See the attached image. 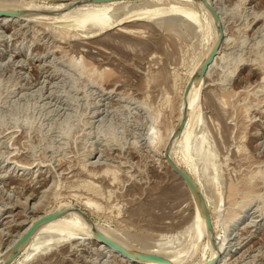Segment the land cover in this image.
I'll use <instances>...</instances> for the list:
<instances>
[{
	"label": "rangeland",
	"instance_id": "374dc122",
	"mask_svg": "<svg viewBox=\"0 0 264 264\" xmlns=\"http://www.w3.org/2000/svg\"><path fill=\"white\" fill-rule=\"evenodd\" d=\"M145 1H119L128 7L114 12L129 19L116 28L135 31L86 36V28L47 12L66 2L77 17L85 3L0 0L17 11L0 15V261L20 231L68 204L71 218L85 212L92 232L98 223L180 264H199L213 252L209 264H264V0H210L213 20L197 0ZM139 9L153 17L141 20ZM195 80V135L216 164L215 189L205 191L213 243L201 233L193 195L166 163L164 141L149 139L158 113L165 127L175 122ZM228 186L237 190L232 202ZM84 236L50 244L22 264L160 263L146 254L128 259L93 233Z\"/></svg>",
	"mask_w": 264,
	"mask_h": 264
},
{
	"label": "bare ground",
	"instance_id": "6f19581e",
	"mask_svg": "<svg viewBox=\"0 0 264 264\" xmlns=\"http://www.w3.org/2000/svg\"><path fill=\"white\" fill-rule=\"evenodd\" d=\"M77 1L85 3V5L82 6V7H84V6L85 7L83 8L82 11H80L81 15L78 14L80 16L76 17V13H78V12L75 13L73 11L75 13L74 14L75 17H74L72 12L70 11V5H68V3H66V2H58V3L50 6L48 8L49 10H47V12H49V13L53 12L52 14L56 13L57 17H64L67 21L71 22L74 27H77L79 29L80 28H86L85 29V32H86L85 35L86 36H93L95 34L97 35L102 30H105V29H108L111 27L116 28V27H118V25L123 24L125 21H129V19L128 20H123V18L121 19V16L119 14L118 15L114 14V12H116V10L119 7H125V8L128 7V6H122L123 3L119 2V1H123V0H101V1L77 0ZM197 1L199 4V9L203 13H205V15L208 16V18H211L213 20L214 13H213V9L210 6L211 1L210 0H197ZM108 2H111V3H108ZM112 2H114V3H112ZM140 2L142 3V1H140ZM145 2H147V1H145ZM129 3H130V1H129ZM126 5H128V4H126ZM77 8H78V6H77ZM157 8H158V6H157ZM65 9H68V10L65 11ZM71 9H73V8L71 7ZM2 10L3 11H5V10L6 11H12V12L16 11V9L12 8V7H0V11H2ZM139 10H141L140 13L143 16V18L141 20L146 21V20H149L150 17H153L152 12L144 14L143 13L144 9H139ZM62 11H64V12H62ZM188 15H190V14H188ZM4 16H8V15H4ZM4 16H3V18H4ZM6 18H9V17H6ZM129 23H131V22H129ZM116 29H118L121 33H130L131 31H135V30H133V28H130L129 26H123L121 28L119 26V28H116ZM82 30H84V29H82ZM216 40H217V37H216ZM215 42L213 43V47H211V48L209 47L210 48V49H208L209 51L203 57L204 60L205 59L208 60L209 56L211 54H213L214 51L216 50L215 49L216 48ZM216 52L219 55L220 50H218ZM217 57L218 56L216 55L215 58H217ZM206 65H205V67H206ZM210 66L211 65H209V67ZM197 80H195V82H193V85L191 88H189L190 91L188 90L189 93H187V95L183 91L181 98H180L181 100H180L179 112L177 114L175 122L171 126L165 127L164 124L162 123L163 120L161 119V116L158 113V116L154 119V122L150 128L149 139H150L151 144H154L155 141H160L161 139L164 141V146H166V151H165L166 153H164L166 163H168L170 171L175 176H177L178 179L181 180V182L185 186L187 192L189 194H191V196L193 195V200H194L195 206L197 207L196 213H197L198 222L200 223V229L202 231L201 233L203 236L206 235L205 238L208 239V241H207L208 243H210L209 242L210 240L213 243L214 240H216V237H212L213 229L215 226H214L213 220H212L213 215L210 216V223L209 224L206 221L208 204L205 200V197H206L205 191L207 189H211V190L215 189V186L217 183V179H216L217 177H216V173L211 171V168L213 166H215L216 164L214 161V152L211 149H206V145L203 143L204 138H200L201 136L195 135V133L198 132L196 130L197 129L196 127L201 122V120H200L201 119L200 103L198 101L199 84L197 83ZM262 80H264V79H262ZM187 96L189 97L190 103L188 101H186V103L184 104L185 98ZM198 128H200V127H198ZM187 129H189V131H187ZM162 130H164V131H162ZM184 132L188 133V134L185 137V139H183V141L181 142V145H178V143L176 142L177 138L180 135V133L182 135ZM176 153L180 154V158L175 157ZM170 163L174 164L176 167L180 168L185 174H187L189 176V178L192 180L193 184L195 185L196 190H193L191 187H189L186 184V182L183 180V178L175 170H173ZM182 164H184V165H182ZM215 170H216V167H215ZM234 188H231L228 186L229 195L227 197L230 200H231L232 195L237 192V190L235 192ZM246 193H248V192H246ZM209 202H210V200H209ZM231 202H232V200H231ZM86 204L88 205V203H86ZM73 209L74 208H72V210ZM215 209H216V207H215ZM59 210H62L63 213H62V211H57L59 213L57 215H55L54 217L49 218V219H43V220L39 221L31 229V231H30V233L26 239L22 240L21 234H24L28 229L24 233L20 231L16 235L14 240L13 239L12 240L15 241L17 238H19L21 236L20 239L18 241L16 240L17 242L10 248V250L7 252L5 257L0 261V264H11L18 257V255L22 252V250L24 249L25 246H26V248L24 250L25 254H23V257L18 262V264L25 263L24 261H27L30 257L33 256L32 254L39 251L40 249L49 247L50 244L51 245L52 244L56 245V243L59 244V242H62V240H64V239L66 240V238L77 239V238L81 237V236L79 237V235H82V236L86 235V236H84L85 238H90V236H87V234L89 232L93 233L95 235L94 239L96 241H98L97 242L98 244H103L104 241L101 239V237H104L105 239H107V241L111 242L115 246L120 247L126 254H122L118 251H115L116 253L115 252L114 253L119 254L120 256L122 255L124 257H127L128 259H131L132 258L131 254H134V253H135V256H138L140 254H144V255L146 254L145 255L146 257L152 259L153 261L160 262L158 264H180L179 260L177 258L172 257V255H169V254H168V256H166L165 253L160 252V250H158L159 248L158 249L153 248L150 250V248L147 245H141L139 247V246H137V244L135 245V244L124 243L114 233L109 232V230H107L106 227L105 228H103L102 226L100 227V225H98V223H94L93 225L91 224V228H93V232H92L90 230V228L87 227L84 223L83 218L85 217L84 216L85 212H81V211H79V209L75 212L73 211L74 213L72 215H74V218L72 217L73 218L72 219L70 216L71 214L69 213L71 209H70V207L68 208V204H66L63 208H60ZM209 211H208V214H211V213H209ZM213 211L216 212L215 210H213ZM32 219H34V217ZM215 219H217V217ZM86 221L89 223V221L87 219H86ZM180 223H183V222H180ZM175 224H178V223H175ZM82 226H84L85 229ZM178 226H180V224ZM188 226L189 225H187V227ZM164 227H166V226H164ZM174 227H175V225H174ZM168 228H169V226H168ZM193 228H194V224L192 223L188 229H190L192 231ZM171 229H173V227ZM179 229L180 228H178V231L176 233L179 232ZM186 229L184 228V230H186ZM162 230H164V229H162ZM166 230H167V227H166ZM44 232L47 234L41 235V233L44 234ZM182 232H184V231L182 230ZM167 233H168V231H167ZM163 234H165V232ZM163 234H161V235L163 236ZM210 234H211V237H210ZM214 236H217V235H214ZM12 240H11V242H12ZM29 240H30V242H29ZM27 243H28V245H27ZM104 243H106V242H104ZM107 244L108 243H106L105 245L103 244V247L108 249V251L112 252L113 248H111L110 244H108V245ZM130 248H132V249H130ZM134 249L146 251V252L152 253L153 255L147 254V253H142V252L140 253L138 251L135 252ZM154 254L158 255L160 257L155 256ZM214 254L215 253L213 252L211 254V256L208 257L207 260H205L204 262H200L199 264L211 263V261L215 258ZM38 255H39V252H38ZM153 256L157 257L158 259H161V261L164 260V262H161L159 260L152 258ZM161 257H163L164 259ZM138 261H139L138 263H143V264H155V262L151 263L149 261H142V260H138Z\"/></svg>",
	"mask_w": 264,
	"mask_h": 264
},
{
	"label": "water",
	"instance_id": "95a60500",
	"mask_svg": "<svg viewBox=\"0 0 264 264\" xmlns=\"http://www.w3.org/2000/svg\"><path fill=\"white\" fill-rule=\"evenodd\" d=\"M90 1H101V0H90ZM0 15H8V16H14L15 12L12 11H0ZM210 59V58H209ZM205 67V65H204ZM171 164V163H170ZM171 167L173 168V170H175L182 178L183 180L186 182V184L191 187L193 190H196L195 185L193 184L192 180L189 178V176L187 174H185L180 168L176 167L174 164H171ZM59 212H52L47 214L46 216L37 218V220H35L28 228V230L22 235V240L26 239L27 236L29 235L31 229L41 220L43 219H49L54 217L55 215H57ZM206 221L208 222V218L206 217ZM101 239L110 244L111 248H113L114 250L122 253V254H126L120 247L115 246L114 244H112L111 242L107 241V239H105L104 237H101ZM152 258L161 261V259H158L157 257L153 256ZM161 262H164V260H162Z\"/></svg>",
	"mask_w": 264,
	"mask_h": 264
}]
</instances>
